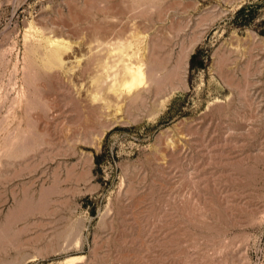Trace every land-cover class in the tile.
Instances as JSON below:
<instances>
[{"label": "rangeland", "instance_id": "obj_1", "mask_svg": "<svg viewBox=\"0 0 264 264\" xmlns=\"http://www.w3.org/2000/svg\"><path fill=\"white\" fill-rule=\"evenodd\" d=\"M0 264H264V0H0Z\"/></svg>", "mask_w": 264, "mask_h": 264}, {"label": "trees", "instance_id": "obj_2", "mask_svg": "<svg viewBox=\"0 0 264 264\" xmlns=\"http://www.w3.org/2000/svg\"><path fill=\"white\" fill-rule=\"evenodd\" d=\"M249 10V7H242V9H240V11H239V15H244L245 13H246V11H248ZM250 12V11H249ZM198 54H199V52L198 53H196V54H194L193 56H192V58H191V68L192 69H197V68H202V69H204L205 68V64H204V62H201V63H199V64H197L196 63V59H197V57H198Z\"/></svg>", "mask_w": 264, "mask_h": 264}, {"label": "bare ground", "instance_id": "obj_3", "mask_svg": "<svg viewBox=\"0 0 264 264\" xmlns=\"http://www.w3.org/2000/svg\"><path fill=\"white\" fill-rule=\"evenodd\" d=\"M136 81V80H135Z\"/></svg>", "mask_w": 264, "mask_h": 264}]
</instances>
